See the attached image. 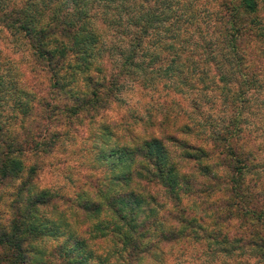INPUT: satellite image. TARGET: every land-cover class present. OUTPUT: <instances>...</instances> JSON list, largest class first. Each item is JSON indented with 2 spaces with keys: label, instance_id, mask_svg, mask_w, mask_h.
Here are the masks:
<instances>
[{
  "label": "clouds",
  "instance_id": "clouds-1",
  "mask_svg": "<svg viewBox=\"0 0 264 264\" xmlns=\"http://www.w3.org/2000/svg\"><path fill=\"white\" fill-rule=\"evenodd\" d=\"M0 264H264V0H0Z\"/></svg>",
  "mask_w": 264,
  "mask_h": 264
}]
</instances>
